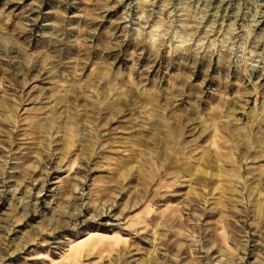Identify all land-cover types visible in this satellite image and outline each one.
Returning <instances> with one entry per match:
<instances>
[{
    "label": "rangeland",
    "instance_id": "374dc122",
    "mask_svg": "<svg viewBox=\"0 0 264 264\" xmlns=\"http://www.w3.org/2000/svg\"><path fill=\"white\" fill-rule=\"evenodd\" d=\"M0 264H264V0H0Z\"/></svg>",
    "mask_w": 264,
    "mask_h": 264
},
{
    "label": "bare ground",
    "instance_id": "6f19581e",
    "mask_svg": "<svg viewBox=\"0 0 264 264\" xmlns=\"http://www.w3.org/2000/svg\"><path fill=\"white\" fill-rule=\"evenodd\" d=\"M92 235H93V234H92ZM92 235H91V236H92Z\"/></svg>",
    "mask_w": 264,
    "mask_h": 264
}]
</instances>
